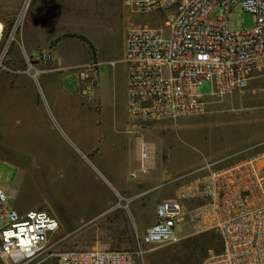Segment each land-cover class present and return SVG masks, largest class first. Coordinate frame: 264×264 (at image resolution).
<instances>
[{
  "label": "rangeland",
  "instance_id": "374dc122",
  "mask_svg": "<svg viewBox=\"0 0 264 264\" xmlns=\"http://www.w3.org/2000/svg\"><path fill=\"white\" fill-rule=\"evenodd\" d=\"M161 19L158 13L134 14L121 0H0V187L15 210L59 219L43 264L91 249L133 253L135 264H203L221 251L214 231L187 222L176 225V242L139 245L136 236L141 239L155 223L161 198L140 194L134 199L143 204L134 209L123 184L149 178L130 191L160 193L166 187L172 193L201 176L207 164L225 166L264 152V80L251 82L244 94L220 98L209 97L212 85L203 82L196 89L206 99L200 115L137 128L126 111V31L132 22L159 28ZM251 26V14L237 5L228 27ZM47 49L65 95L56 107L44 102L43 81L34 70L19 72L29 55ZM87 64L95 71L80 84L73 71ZM9 76L17 77L14 87L7 85ZM140 140L152 152L147 175L136 159Z\"/></svg>",
  "mask_w": 264,
  "mask_h": 264
},
{
  "label": "built area",
  "instance_id": "2783aa9c",
  "mask_svg": "<svg viewBox=\"0 0 264 264\" xmlns=\"http://www.w3.org/2000/svg\"><path fill=\"white\" fill-rule=\"evenodd\" d=\"M121 1L134 14L162 17L159 28L132 22L126 31V111L137 128L200 115L206 99L196 89L203 82L212 85L209 97L220 98L244 94L251 82L264 80V0ZM237 5L252 16L249 30L228 27ZM52 59L49 49L29 55L26 69L19 72L45 70ZM95 68L83 65L73 75L84 84ZM259 93L264 96V87ZM145 146L142 142L138 158L141 174L148 170ZM204 170L156 205V221L141 239L136 236L137 243L176 242V225L187 222L196 230L214 231L221 242V251L209 254L203 264H264V152L225 166L207 164ZM8 200L0 188V259L4 264H43L44 247L57 233L58 221L45 211L20 214ZM132 255L91 249L57 259L58 264H135Z\"/></svg>",
  "mask_w": 264,
  "mask_h": 264
},
{
  "label": "crops",
  "instance_id": "0c3cea01",
  "mask_svg": "<svg viewBox=\"0 0 264 264\" xmlns=\"http://www.w3.org/2000/svg\"><path fill=\"white\" fill-rule=\"evenodd\" d=\"M24 55H27V51L24 52ZM58 68L59 67L56 66V65L53 66V65L49 64V65H47L45 67V70H37L36 69L37 71L35 72L37 75L40 76V80L43 81V85H44V102L45 103H51L55 107L57 106L58 99L60 98L59 96H62L63 98L65 96L63 94V92L60 90V88H61V80H60V78L58 76L55 75L56 71L58 70ZM26 77L27 78H24L25 83H27L29 85H32V81H33L32 79L33 78L31 76H26ZM35 78H37V77H35ZM7 79H9V81H8L9 83H7V85H9L10 87H14L15 86V79H17V77L9 76V78L7 77ZM20 79L21 78H18V80H20ZM138 141H139V138L136 141V147H137V142ZM140 141L143 142L142 140H140ZM139 150H140V146L138 144V151ZM148 150H149L148 156L151 155V158L149 159V161L147 160L148 158L144 161V166H148L151 163V161H152V152H151V149L149 147H148ZM136 159L139 161L138 156H137ZM153 164H154V160H153ZM139 167H140V162H139ZM150 168L148 166V170H151ZM148 170L143 175H147L148 174ZM146 181H149V178L148 179H143V180L138 181L136 183H130L129 185L123 184L124 192L126 194H128L129 200H131L130 205L133 206L134 209H140L141 208L140 206L143 204L141 198H138L139 197L138 195H140V194L142 195V194H147L148 193L149 195H152V198H156V199L161 198V200L172 197V195H173L172 193H173L174 190L171 193L169 191V188L167 189L166 187H163V189L161 190L160 193H158L159 190L151 192V189H149V191H147V192L145 191V192L137 193V194H133V191H130V190L133 189V186L146 184ZM1 189L3 190V188H1ZM151 193H153V194H151ZM136 196H138L137 199H134ZM128 197H127V199H128ZM17 212L20 213V214L26 213V211H21V210L17 211ZM51 213L53 214V212H51ZM53 216L56 218V220H58L59 227H60L61 223H60L59 219L57 218V216L55 214H53ZM184 223L182 222V224H184ZM180 224L181 223H179L178 225H180ZM149 226H151V225H149ZM109 251H118V250L112 249V250H109Z\"/></svg>",
  "mask_w": 264,
  "mask_h": 264
},
{
  "label": "bare ground",
  "instance_id": "6f19581e",
  "mask_svg": "<svg viewBox=\"0 0 264 264\" xmlns=\"http://www.w3.org/2000/svg\"><path fill=\"white\" fill-rule=\"evenodd\" d=\"M2 33H3V25H2V23H0V41H1ZM141 145H142V142L139 143L140 149H141ZM145 147L148 148L147 146H145ZM139 153H140V150L138 151V158H139ZM148 154H149V152H148ZM149 156L147 157L148 158L147 159L148 161L151 158V155H149ZM144 167L146 168L147 166H144Z\"/></svg>",
  "mask_w": 264,
  "mask_h": 264
}]
</instances>
